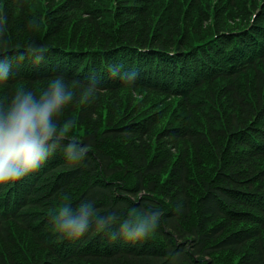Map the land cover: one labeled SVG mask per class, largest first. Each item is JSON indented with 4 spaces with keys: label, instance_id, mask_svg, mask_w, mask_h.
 I'll return each mask as SVG.
<instances>
[{
    "label": "trees",
    "instance_id": "obj_1",
    "mask_svg": "<svg viewBox=\"0 0 264 264\" xmlns=\"http://www.w3.org/2000/svg\"><path fill=\"white\" fill-rule=\"evenodd\" d=\"M161 1L139 8L140 0H115L114 8L112 0H0V40L14 59L0 101L18 83L35 88L56 75L73 83L95 75L100 85L89 99L77 93L61 118L73 122L75 116L83 127L66 132L84 146L83 161L70 165L58 149L33 175L0 187V264H216L223 252L237 255V264H264V0ZM90 6L95 16L84 23L92 34L60 38ZM151 6L163 20L153 18ZM105 13L122 18V31L103 25ZM32 41L45 47L38 63L20 56ZM143 50L183 60L168 72L173 89L161 88L137 64L136 53ZM191 56L199 58L193 68L200 73L225 61L218 80L206 77L184 88ZM112 63L135 69V84L114 76ZM124 90L132 112L115 116L119 105L113 108V99ZM136 90L151 93L152 103L133 99ZM171 104L180 121L161 120ZM205 151L215 159L208 177ZM63 198L74 204L93 200L102 214L116 217L114 230L133 208L159 209L160 223L137 242L94 229L69 240L51 220ZM234 223L245 226L235 231ZM15 226L28 231L32 242H23L18 230L13 237Z\"/></svg>",
    "mask_w": 264,
    "mask_h": 264
},
{
    "label": "clouds",
    "instance_id": "obj_2",
    "mask_svg": "<svg viewBox=\"0 0 264 264\" xmlns=\"http://www.w3.org/2000/svg\"><path fill=\"white\" fill-rule=\"evenodd\" d=\"M7 51V41L0 40V85L8 82L13 73L14 59ZM25 55L38 63L45 56V47L36 41L29 42L20 54L21 58ZM108 70L126 85H134L138 77L135 69H123L118 63L109 64ZM99 86L95 75L75 83L56 75L42 87L18 86L6 102L0 101V186L37 172L58 149L70 165L83 161L84 146L67 138V124L61 118L77 93L90 97ZM160 215L159 209L151 206L133 208L114 230L116 217L111 212L102 214L93 200L81 199L74 204L63 198L51 220L55 230L69 240H78L94 229L112 236L118 231L124 240L137 242L157 229Z\"/></svg>",
    "mask_w": 264,
    "mask_h": 264
},
{
    "label": "rangeland",
    "instance_id": "obj_3",
    "mask_svg": "<svg viewBox=\"0 0 264 264\" xmlns=\"http://www.w3.org/2000/svg\"><path fill=\"white\" fill-rule=\"evenodd\" d=\"M102 1L103 2H107L109 0H102ZM114 1L115 0H112V2H111L110 5L112 7H114V8H116L117 6L115 5V2ZM140 1L143 2V3H141V5L134 6V7H139V8L142 7V8H145L152 1H156L154 5L155 6H158L162 2L161 0H140ZM38 4L39 3L36 2L34 4V8H36V9H31L30 10V12L32 13L31 16L34 17V18L37 17L36 14H37L38 10L40 9V8H37L38 7ZM131 8H133V6ZM94 9L95 8L93 6H90V7L86 8L85 10H83L82 13H83L84 16L83 17H80L74 23V28L70 27L67 30H64L63 33L61 35H59V37L60 38H62V37H64V38L66 37L67 38L71 34L75 35L77 33H78V35L79 34H82L84 36H88L89 34H92L93 29L90 28V26H88L86 23H84V20L86 18L90 17V16H95L94 15V12H93ZM126 9L127 8H125L122 11L123 12L124 11H127ZM154 9H155V7L154 6H151L150 7V10H149L150 13L153 11L152 12L153 18H155V19L158 18V21L163 20L162 18L157 17L156 11ZM132 10H135V12H133V13H136L135 14L136 17L139 16L138 10H136V9H132ZM195 11H196V7H194L193 12H195ZM14 13H15V15H18V12L17 11H14ZM136 17L132 18V20L136 19ZM101 21H102V23H103L104 26L110 27V29H112L113 32H116V31L120 30V27H121V30L120 31H122V26H123L124 22L122 23V18L119 15L115 16V15L110 14V13H105L104 15H101ZM231 24H232V20L230 22V25ZM59 25L62 26V24H59ZM60 26H58V27H60ZM69 33H70V35H69ZM24 35H25L24 33L23 34L18 33L17 37L19 39H22V42H23V41H26V38H25ZM78 35H77V38H79ZM45 36L47 37V35H45ZM47 81L46 80H40V81H38L35 84V88L44 86L47 83ZM18 86H26V84L18 83V85H16V87H18ZM138 91L140 93H138L137 90L134 91V92H132L133 93L132 94L133 99H135V98H138V99L139 98H143L144 99L145 98V100L147 102H150V104L152 103V94L151 93L150 94H146V93H143V91H140V90H138ZM127 95H128L127 90L120 91L117 94L118 97H116V98L113 99V102H114L113 108H114V105H116V104L119 105V108L114 110L115 116H119L122 113H126V112H128V113L132 112L133 107L130 109L131 104H128L129 98H128ZM84 99H89V97H86L85 96V97H83V100ZM107 101H108V99H107ZM105 103H104V107L102 106V110H101V113L102 114L105 112V109L107 108V105ZM176 104H177V102H176ZM173 106L175 108L176 105L175 104H171L169 106V108H167L162 113L164 115V117L161 119L162 121H165V120H168L169 121L170 118H172V121H176L180 117V111H177L176 108L174 109ZM72 120H73V122L72 121L71 122L64 121V123L67 124V131L66 132H68V133H76V132H79V131H83V127L79 123H77V120H76V117L75 116L72 118ZM177 121H180V120H177ZM156 127H157V129H159L160 125H157ZM198 157L201 158V155H199ZM190 158L194 159V162L193 163L197 165V160H195V156H194V152L193 151L190 152ZM203 159H204V163L202 164V169L205 170V174H203V176L208 177L209 172L214 167L215 159H214L213 156L209 155V153L207 151H205L203 153ZM260 165L261 164H259V166ZM201 178H203V177H201ZM243 226H245L244 223H241V224H235L234 223L233 226L231 227V229L236 231V230L240 229ZM15 228H16V226H15ZM17 230H18V228H16V230H15L16 233L13 235V237H16L17 232L19 231L18 236L21 237L22 241L25 242V243H30V241H31V239H30V233H28V231L26 232V231L21 230V229L18 230V231ZM14 254H16L17 256L19 255V253H18L17 250L14 251ZM214 259L216 261V264H237V262L239 261L238 256L237 255H234L231 252L217 253Z\"/></svg>",
    "mask_w": 264,
    "mask_h": 264
}]
</instances>
